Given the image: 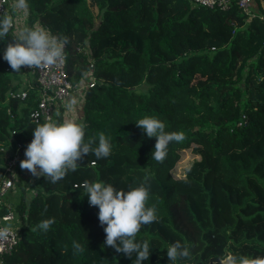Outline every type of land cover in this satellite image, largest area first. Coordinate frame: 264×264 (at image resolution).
<instances>
[{
	"label": "trees",
	"instance_id": "1",
	"mask_svg": "<svg viewBox=\"0 0 264 264\" xmlns=\"http://www.w3.org/2000/svg\"><path fill=\"white\" fill-rule=\"evenodd\" d=\"M27 3V26L68 37L70 83L86 75L93 80L79 120L87 125L85 140L104 132L113 147L106 158L90 152L55 184L43 176L33 180L27 205L12 207L20 220L18 241L0 264H134L135 253L128 257L105 245L99 209L77 187L104 181L128 191L146 175V206L155 205L158 219L137 233L136 241L147 240L151 250L141 264H203L215 251L264 258V0H251L250 17L235 0L225 10L191 0ZM13 42L10 29L0 40V179L11 150L18 144L22 154L42 124L29 120L34 92L23 100L8 95L19 86L3 59ZM143 84L146 91L136 92ZM146 115L163 121L166 131L185 133L184 141L169 144L163 162L151 157L155 137L135 123ZM188 148L197 159L176 178L171 170ZM5 211L1 206L0 214ZM50 218L55 222L47 232L36 228ZM73 241L85 251L74 252ZM176 241L189 247L190 258L168 259Z\"/></svg>",
	"mask_w": 264,
	"mask_h": 264
},
{
	"label": "clouds",
	"instance_id": "2",
	"mask_svg": "<svg viewBox=\"0 0 264 264\" xmlns=\"http://www.w3.org/2000/svg\"><path fill=\"white\" fill-rule=\"evenodd\" d=\"M15 8L26 10L27 0H16ZM13 27V18L6 15L0 20V40H4ZM14 42L8 43L3 59L8 62L14 73H20L22 66L40 69L45 66L63 64L66 60L65 46L69 39L62 35H53L43 26H25ZM78 101L70 98L66 107L69 112L76 110ZM144 130L149 138L155 137L156 142L151 154L152 159L163 162L167 157L171 142H182L186 139L183 131H166V124L156 116H144L135 122ZM87 125L81 120L66 119L59 122L52 118L39 124L33 130V139L27 145L25 159L20 161V168L28 170L33 177L50 178L55 184L64 179L69 170L76 171L85 156L93 153L97 159L106 158L112 153L111 137L104 132L90 136L85 140ZM98 139V145L96 144ZM149 177L146 175L138 187L128 191L117 189L111 183L104 181H83L81 195L87 194L90 206L98 207V220L106 233L105 245L117 253L132 257L136 254L134 264L147 261L150 255V245L147 240L136 241L137 233L142 225L157 221L155 205L146 206L149 200ZM55 222L54 218L39 222L36 228L47 232ZM36 230V229H33ZM10 227L0 228V240H6ZM76 253H83L84 246L73 241ZM167 257L175 262L181 258H190L189 247L176 241L167 249ZM226 264H264V258H251L229 254Z\"/></svg>",
	"mask_w": 264,
	"mask_h": 264
},
{
	"label": "built area",
	"instance_id": "3",
	"mask_svg": "<svg viewBox=\"0 0 264 264\" xmlns=\"http://www.w3.org/2000/svg\"><path fill=\"white\" fill-rule=\"evenodd\" d=\"M232 0H191V3L206 8H219L222 10L228 9ZM251 0H235L236 6L248 17L250 13ZM11 1L0 0V14L2 17L10 15ZM37 24H33L32 27ZM27 26V25H26ZM21 71L25 72L28 80L26 89L20 91H9V96H16L23 100L26 98L27 93L34 92L36 98V107L30 115L32 123H44L49 118L56 119L60 117V109L62 101L67 98L74 87L67 78L65 71V62L63 64L57 63L53 66H45L40 69L28 68L22 66ZM92 82L88 84L91 86ZM55 113H57L55 115ZM29 144V143H28ZM27 144V145H28ZM26 145V147H27ZM19 145L16 144L15 148L11 150L10 155L5 158L3 164V174L0 179V207L5 206L6 211L0 214V228L10 227V234L6 240H0V257L11 253L18 241L17 229L10 225L17 221V214L11 205L6 203V198L9 191L14 185V179L17 177L18 164L20 161V154L18 153Z\"/></svg>",
	"mask_w": 264,
	"mask_h": 264
},
{
	"label": "crops",
	"instance_id": "4",
	"mask_svg": "<svg viewBox=\"0 0 264 264\" xmlns=\"http://www.w3.org/2000/svg\"><path fill=\"white\" fill-rule=\"evenodd\" d=\"M15 2L11 1V12L10 16L13 18V27L12 35L13 37L18 36L22 29L27 25L26 23V10L17 9L14 7ZM38 25V24H37ZM36 25V26H37ZM14 39V38H13ZM93 82L91 76H84L80 82L74 87V91L70 93V95L65 98L61 103L60 109V122H63L66 119H76L79 121L82 117V106H83V96L86 86ZM70 98H75L78 101L76 106V110L73 112H69L66 105ZM7 156V154L5 155ZM25 159V155L20 154V161ZM20 161L18 164V174L14 179V185L12 189L9 191L6 203L11 205L12 207L21 201L25 206L27 205L30 198H28V194L33 192L32 182L36 177H33L31 173L26 169L20 168ZM20 168V170H19ZM28 199V200H27ZM14 213L17 214L16 209L13 210ZM18 215V214H17ZM12 223H10L11 225ZM12 226H16V224H12Z\"/></svg>",
	"mask_w": 264,
	"mask_h": 264
},
{
	"label": "rangeland",
	"instance_id": "5",
	"mask_svg": "<svg viewBox=\"0 0 264 264\" xmlns=\"http://www.w3.org/2000/svg\"><path fill=\"white\" fill-rule=\"evenodd\" d=\"M10 1H12V0H10ZM13 1L16 2V0H13ZM91 10H92V13L95 14V9L91 8ZM254 11H256L255 3L253 6V13H255ZM95 23H96V20H95ZM78 50L79 51H82V50L85 51L87 49H86V46H79ZM11 79L14 82L15 81L19 82V86L17 87V90H15L16 92L20 91L21 89H26V83H27L28 77H27L25 72L21 71L20 73H13ZM135 90H136V92L144 93L146 91V86L144 84L140 85V86L136 87ZM29 92H30V90H29ZM56 114L57 113H55V115ZM24 152H23V154H24ZM196 159H197V156L193 153V150H191V148H188V149H185V150H182L181 152H179V159L171 170L173 176L176 178L183 177L184 171L191 165L192 161H194ZM19 170H20V168H19ZM32 195H34V191L28 194V198H30ZM83 196L86 197V194H84ZM17 218H18L17 221L13 222L14 224H16V226H14L16 229L18 228V226L20 224V220H19L18 215H17ZM220 254H222V253H218L215 251V252H211V253L207 254L206 257L209 258V257L214 256L217 258H221L222 256H224V255H220ZM224 257H226V256H224Z\"/></svg>",
	"mask_w": 264,
	"mask_h": 264
},
{
	"label": "water",
	"instance_id": "6",
	"mask_svg": "<svg viewBox=\"0 0 264 264\" xmlns=\"http://www.w3.org/2000/svg\"><path fill=\"white\" fill-rule=\"evenodd\" d=\"M228 256V255H227ZM227 256L223 259H219L217 257H209L207 261L203 264H226Z\"/></svg>",
	"mask_w": 264,
	"mask_h": 264
}]
</instances>
